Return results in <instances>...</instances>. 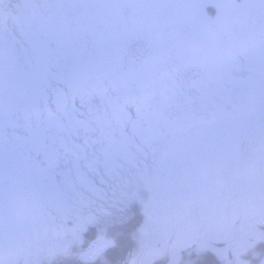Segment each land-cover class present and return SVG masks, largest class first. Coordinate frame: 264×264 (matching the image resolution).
Listing matches in <instances>:
<instances>
[{
    "label": "snow or ice",
    "instance_id": "6c2138e0",
    "mask_svg": "<svg viewBox=\"0 0 264 264\" xmlns=\"http://www.w3.org/2000/svg\"><path fill=\"white\" fill-rule=\"evenodd\" d=\"M116 3L159 12L173 0H0V235L13 223L41 218L59 243L25 249L18 259L87 264L106 250L115 254L117 246L94 237V246L84 250L81 224H97L115 208L129 214L106 228L121 236L131 228L141 250L128 264H152L163 258L162 247L173 256L180 249L192 255L195 248L198 264H216L234 244L229 231L245 201L228 193L220 202L231 216L210 213L188 223L174 241L173 218L156 207L186 193L187 212L204 198L186 192L190 179L183 171L201 159L196 145L184 140L196 126L191 113L197 104L216 109L208 124L226 120L237 137L264 138V0H186L188 11L164 23L115 19L103 11ZM225 38L234 42L225 45ZM225 96L230 111L218 104ZM11 128L29 135L12 142ZM24 153L35 163H22ZM226 163L221 159L218 169ZM253 168L237 176L247 178ZM84 169L99 180L83 181ZM218 183L227 187L223 179ZM135 207L144 217L139 224L132 223ZM241 231L235 246L264 264L255 251L264 234L254 237L251 226ZM110 264L119 261L113 256Z\"/></svg>",
    "mask_w": 264,
    "mask_h": 264
},
{
    "label": "flooded vegetation",
    "instance_id": "af4514ba",
    "mask_svg": "<svg viewBox=\"0 0 264 264\" xmlns=\"http://www.w3.org/2000/svg\"><path fill=\"white\" fill-rule=\"evenodd\" d=\"M208 2H215V0H208ZM185 3L186 0H173L171 6L159 12L154 8L116 3L103 11L115 19L135 17L150 21L155 19L164 23L170 19L178 20L185 14L188 11L184 7ZM230 42L234 41H228L225 38V45ZM192 78L195 79L197 77L193 74ZM197 95L193 88L192 96L195 98ZM47 103L55 109V104L52 100ZM94 103L99 104V98ZM218 104L225 111L231 110V102L226 96L218 101ZM213 111H216L213 107L197 104L196 110L191 113V118L196 123V126L192 127L184 137L186 142L195 144L197 152L201 154V159L190 163L183 170L187 172L190 179L186 192L195 193L198 197L203 194L204 198H198L193 209L187 212L183 205V195L186 193H176V200L171 205H157L156 207L157 214L168 215L173 218L169 237L171 241L176 239L177 233L188 223L199 220L210 213H227L231 216L232 209L220 202L228 193H231L237 200L245 201L246 210L255 213L254 217L249 214L245 215L246 210L242 208L236 228L230 230L229 235H244L241 229H247L249 226H251L254 233L261 229V224L258 226L257 212L254 209H258V205L264 202V152L260 150L261 144L264 143V138L259 135H241L237 137L234 134V125L230 121L224 120L215 124H208L207 121L211 119L210 113ZM129 112L132 118L135 119V108H129ZM52 131L55 132V129H52ZM28 135L29 133L23 128L9 129V137L12 142L19 141L23 143ZM224 158H226L227 163L218 169L219 161ZM21 162L25 164L35 163L29 153L23 154ZM250 165H254L252 173L247 178H239L237 173L244 172ZM83 173L81 179L85 182L99 180V177L92 175L88 169H84ZM219 179L225 180L227 187H222L218 183ZM240 188L244 190L237 191ZM109 211L113 215L111 217L101 215L97 224L88 223L87 220L81 224L82 247L86 250L94 246L95 237L97 239L112 240L113 245L117 246V251L113 254L111 250H106V254H101L98 259L88 261L87 264H110L113 256L119 261V264H128L134 256L141 255V251L137 249L138 241L133 235L131 228L125 231L123 236L116 229L106 228V225L111 223L113 219L121 216L126 218L129 213L127 211L120 213L115 208H111ZM132 211L136 213V219L132 223H141L144 219L142 209L135 207ZM84 215H88L87 209ZM254 219L256 220L255 223ZM68 226H73V222L69 221ZM254 226L257 228H254ZM51 227L50 222L41 218L25 219L21 222L13 223L10 227H6L3 234L0 235V249L3 251L4 264H23V259H18L17 256L21 251L28 248H43L59 243ZM163 243V240H161V246ZM80 248L81 246L78 244L74 251H79ZM163 249L165 248L162 247ZM161 255L164 257L162 251ZM165 260L157 258L152 261V264H164ZM66 264H80V262L74 260L66 262Z\"/></svg>",
    "mask_w": 264,
    "mask_h": 264
},
{
    "label": "rangeland",
    "instance_id": "374dc122",
    "mask_svg": "<svg viewBox=\"0 0 264 264\" xmlns=\"http://www.w3.org/2000/svg\"><path fill=\"white\" fill-rule=\"evenodd\" d=\"M260 205H258V209L255 208L254 210L257 212L256 213V218L258 219L257 220L258 226H259V224H261V229H259L256 233H254V237L256 235H259V234H264V202H262ZM249 211L250 210L245 211V215H247V212H249ZM257 214H258V217H257ZM255 221L256 220L254 219V223H255ZM254 223H253V225H254ZM255 227L256 226H254V228ZM230 236L232 237V239L234 241V244H233V246H229L228 247L227 253H222V258L220 260L224 264H246V262H248L249 260L251 261V264H260L259 260L252 259V251L251 250H249L247 252V254H245V250H244L243 247H236L235 246V244H239V242L244 238V235H242V234H233V235H230ZM253 242H255V239H253ZM216 247L225 248L226 245L225 244H218V245H216ZM259 248L257 247L255 249V251L256 252H260L261 253V258H264V249H261V248H264V243H261L259 245ZM137 249L139 251H141L140 247H139V244H137ZM191 251H192L193 254L189 255V251L188 250L180 249V250L176 251L175 255L173 256V255H170L169 251L165 248V249L162 250V253H163V256H164L162 259H166L164 264H191L192 263L190 261L191 258L193 260H195V261L197 259L196 257H192V256H197L195 254L196 253V249L193 248V249H191Z\"/></svg>",
    "mask_w": 264,
    "mask_h": 264
},
{
    "label": "trees",
    "instance_id": "16d2710c",
    "mask_svg": "<svg viewBox=\"0 0 264 264\" xmlns=\"http://www.w3.org/2000/svg\"><path fill=\"white\" fill-rule=\"evenodd\" d=\"M259 248V247H258ZM260 249V248H259ZM261 249H264V248H261ZM119 252V251H118ZM120 252H122L121 250H120ZM192 257H196L197 259H196V261L195 260H193L192 258L190 259V261L192 262L191 264H198V259H199V257L198 256H192ZM216 264H224L221 260H218L217 262H216Z\"/></svg>",
    "mask_w": 264,
    "mask_h": 264
}]
</instances>
